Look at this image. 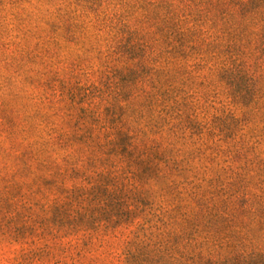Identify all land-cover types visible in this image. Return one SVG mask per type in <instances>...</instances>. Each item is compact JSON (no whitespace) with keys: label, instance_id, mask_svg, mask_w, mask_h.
I'll use <instances>...</instances> for the list:
<instances>
[{"label":"rangeland","instance_id":"374dc122","mask_svg":"<svg viewBox=\"0 0 264 264\" xmlns=\"http://www.w3.org/2000/svg\"><path fill=\"white\" fill-rule=\"evenodd\" d=\"M96 1L0 0V264H122L136 233L150 241L177 232L192 194L211 206L264 198V99L248 77L219 70L207 27L187 31L191 1ZM174 31L188 33L183 45L179 35L170 41ZM79 87L95 91L83 97ZM67 89L115 145L93 148L95 162L83 146L75 165L58 159L68 170L61 182L58 169L33 160L30 133L56 121L73 130L56 109L69 104L59 98ZM146 152L153 165H133ZM89 179L114 183L127 203L108 202L91 236L53 238L55 200ZM111 213L121 222L105 232Z\"/></svg>","mask_w":264,"mask_h":264},{"label":"trees","instance_id":"16d2710c","mask_svg":"<svg viewBox=\"0 0 264 264\" xmlns=\"http://www.w3.org/2000/svg\"><path fill=\"white\" fill-rule=\"evenodd\" d=\"M192 7L183 10L184 18H188L192 33L207 27L210 30L207 38L208 50L217 61L219 70L223 73L248 77L254 88V99L258 102L264 99V0H190ZM80 4H95L96 0H79ZM85 7V6H83ZM87 8V7H85ZM179 31L169 35L173 42ZM205 31H202L204 33ZM188 33L179 35L175 42L183 45ZM206 36V35H205ZM201 53V52H200ZM155 88L157 86H154ZM158 88V87H157ZM83 97L95 88L79 87ZM160 88H158V91ZM161 95V94H160ZM66 96V97H64ZM69 104L56 108L62 114V119L74 122L73 130L67 132L59 127L57 121L52 124L43 136L34 129L33 140L30 143L31 154L36 164L48 171L58 169L62 178L68 176L67 168L61 169L57 160L75 165L81 160L74 155L83 146L89 151V160L95 162L97 156L91 157L93 148L102 150L108 145H115L113 133L105 129L104 121L96 111L84 107H76L74 90L62 91L59 97ZM53 115V114H52ZM57 115V114H56ZM54 114V116L56 117ZM58 117V116H57ZM102 124V125H100ZM129 138L127 147L133 148ZM127 143V142H126ZM152 152L141 153L133 159V165L151 163ZM132 167V165L130 164ZM130 167V168H131ZM160 169V168H159ZM161 170V169H160ZM160 170L158 172H160ZM72 173L79 172L76 168ZM162 171V170H161ZM134 175V171H131ZM165 173V172H164ZM165 175H167L165 173ZM89 186H73L70 191H64L61 199L54 202V219L49 223V233L57 238L62 231L98 232L97 219L102 212L107 211L108 202H125L114 198L110 184L92 182ZM67 189V188H66ZM65 189H62V192ZM194 206L190 212L182 215V223L177 232L162 233L156 240L145 241L139 233L133 241H127L120 253L122 264H264V198L245 199L238 205L235 202L229 206L207 204L205 200L190 195ZM123 204V203H121ZM133 206L129 204L128 207ZM128 208L127 206H125ZM125 209L124 207L120 208ZM118 213H111L105 225V232L113 228L111 222H121ZM69 234V233H68Z\"/></svg>","mask_w":264,"mask_h":264}]
</instances>
